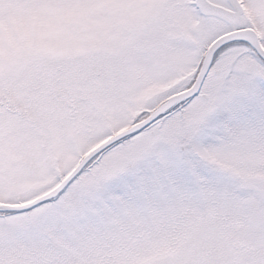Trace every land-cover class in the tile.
<instances>
[{
    "label": "snow or ice",
    "instance_id": "snow-or-ice-1",
    "mask_svg": "<svg viewBox=\"0 0 264 264\" xmlns=\"http://www.w3.org/2000/svg\"><path fill=\"white\" fill-rule=\"evenodd\" d=\"M0 264H264V0H0Z\"/></svg>",
    "mask_w": 264,
    "mask_h": 264
}]
</instances>
